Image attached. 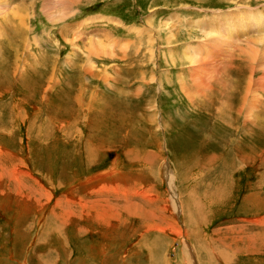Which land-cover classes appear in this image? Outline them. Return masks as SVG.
<instances>
[{"label":"rangeland","instance_id":"obj_1","mask_svg":"<svg viewBox=\"0 0 264 264\" xmlns=\"http://www.w3.org/2000/svg\"><path fill=\"white\" fill-rule=\"evenodd\" d=\"M250 13L264 0H0V264H264V45L253 18L219 40Z\"/></svg>","mask_w":264,"mask_h":264},{"label":"bare ground","instance_id":"obj_2","mask_svg":"<svg viewBox=\"0 0 264 264\" xmlns=\"http://www.w3.org/2000/svg\"><path fill=\"white\" fill-rule=\"evenodd\" d=\"M231 15V14H230ZM230 15H227V19L228 18H230ZM246 17H249V20L247 21V22H245V23H242L241 22V28L239 29L238 27H237V29H236V31L235 32H230V34H229V36L225 39V38H222V39H219L220 40V42H221V46L220 47H222L221 49H223L224 47L226 48V46L227 45H229L230 47H235V48H237L236 46L237 45H235V44H231V43H227V42H237L239 39H241L240 38V36H239V33H242V32H246L247 30H248V28L251 26V18H253V19H255L256 20V23H255V27L254 28H256L257 30H258V32H259V34L257 35L258 37L257 38H255L256 40H258V41H255V42H253V41H250V40H247L248 38H246L243 34H241V37L242 38H246V40H244V43L247 45V44H255V43H260L261 45H264L263 44V42H264V17L262 16V14H247L246 15ZM234 18V17H233ZM63 19V18H62ZM229 20V19H228ZM236 21V19L234 18V20L233 21H231V22H235ZM248 23L250 24V25H248ZM15 31H18L17 29H14L12 32H13V34L15 35ZM18 34V33H17ZM262 36V37H261ZM8 46H9V44H8ZM215 48L217 49L216 50V52L219 50L218 49V47H216L215 46ZM220 49V50H221ZM239 49V48H238ZM233 50V49H232ZM240 50V49H239ZM241 51V54H245V49H241L240 50ZM14 52V51H13ZM216 52L213 54V56L216 54ZM254 54H257L258 52H255V51H252ZM200 60L201 59H199V60H197V63L198 64H200V66H201V64L202 65H205V61L206 60H204V61H201L200 62ZM208 65V64H207ZM207 79V78H206ZM205 79V80H206ZM204 80V81H205ZM207 81V82H206ZM205 82L206 83H202V81L201 82H199V81H196V80H192L191 81V88H192V93L195 95V96H197V98H206V97H208V98H210V100L211 99H213V94H214V89H212V88H209L208 87V79L206 80ZM203 87H205V88H203ZM244 89V88H243ZM259 89L261 90L262 89V87L260 86L259 87ZM220 94H222V96L224 95V100H225V104H232V102H231V100H233V99H236V98H230V96L229 95H226V90H217ZM243 91V90H242ZM243 97H241V106L240 107H238L233 113H231L232 111H227V112H222V117H225V116H228V115H230L231 117L233 116V114H236L237 113V116H241V115H243V109H242V105H243V107L245 106V102H246V99H247V96H251V93H252V91L250 90V89H248V88H245L244 89V91H243ZM212 95V97H209V96H211ZM220 97V96H219ZM221 100H223V98H221ZM223 100V101H224ZM204 101V100H203ZM239 101V100H238ZM255 102H257L256 101V99L254 100ZM222 102V101H221ZM220 102V103H221ZM233 108V107H232ZM231 108V109H232ZM235 108V107H234ZM226 109H228V107H226ZM225 113V116L223 115ZM238 118V117H237ZM246 124V123H245ZM98 183H100V182H96L95 183V185L96 184H98ZM94 185V186H95ZM89 186V185H88ZM257 221V220H256ZM263 224V223H262Z\"/></svg>","mask_w":264,"mask_h":264},{"label":"water","instance_id":"obj_3","mask_svg":"<svg viewBox=\"0 0 264 264\" xmlns=\"http://www.w3.org/2000/svg\"><path fill=\"white\" fill-rule=\"evenodd\" d=\"M95 177H97V176H87V177H84L83 179H76L75 181H73L67 185L66 190L70 191L71 189H73L74 187H76L78 185L88 183L89 181L93 180Z\"/></svg>","mask_w":264,"mask_h":264},{"label":"crops","instance_id":"obj_4","mask_svg":"<svg viewBox=\"0 0 264 264\" xmlns=\"http://www.w3.org/2000/svg\"><path fill=\"white\" fill-rule=\"evenodd\" d=\"M97 185H100V183L99 184H97ZM97 185H95V186H97ZM92 188V187H91Z\"/></svg>","mask_w":264,"mask_h":264}]
</instances>
